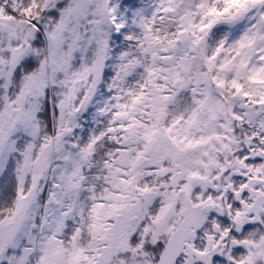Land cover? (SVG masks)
I'll list each match as a JSON object with an SVG mask.
<instances>
[{
  "label": "snow or ice",
  "instance_id": "obj_1",
  "mask_svg": "<svg viewBox=\"0 0 264 264\" xmlns=\"http://www.w3.org/2000/svg\"><path fill=\"white\" fill-rule=\"evenodd\" d=\"M0 264H264V0H0Z\"/></svg>",
  "mask_w": 264,
  "mask_h": 264
},
{
  "label": "clouds",
  "instance_id": "obj_2",
  "mask_svg": "<svg viewBox=\"0 0 264 264\" xmlns=\"http://www.w3.org/2000/svg\"><path fill=\"white\" fill-rule=\"evenodd\" d=\"M43 110V109H41ZM40 120V124H41V132L44 133L47 131V129L49 128V125H54L56 123V121L58 120V115L56 118H53L51 112L49 115V119L45 120L42 117L39 118ZM58 162H59V156L57 154H53L52 158H51V172L49 173V177L51 178L52 174L56 172L57 167H58ZM82 239H86V234H84L82 236ZM153 259H155V257H153Z\"/></svg>",
  "mask_w": 264,
  "mask_h": 264
}]
</instances>
